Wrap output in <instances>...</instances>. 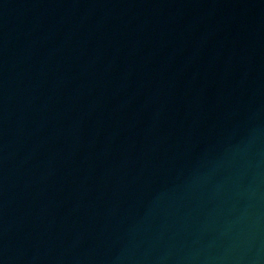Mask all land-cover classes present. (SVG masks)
I'll return each instance as SVG.
<instances>
[{"label":"water","instance_id":"95a60500","mask_svg":"<svg viewBox=\"0 0 264 264\" xmlns=\"http://www.w3.org/2000/svg\"><path fill=\"white\" fill-rule=\"evenodd\" d=\"M0 264H264V0H0Z\"/></svg>","mask_w":264,"mask_h":264}]
</instances>
